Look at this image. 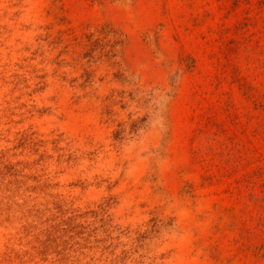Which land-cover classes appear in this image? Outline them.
<instances>
[{
	"label": "rangeland",
	"instance_id": "obj_1",
	"mask_svg": "<svg viewBox=\"0 0 264 264\" xmlns=\"http://www.w3.org/2000/svg\"><path fill=\"white\" fill-rule=\"evenodd\" d=\"M0 264H264V0H0Z\"/></svg>",
	"mask_w": 264,
	"mask_h": 264
},
{
	"label": "trees",
	"instance_id": "obj_2",
	"mask_svg": "<svg viewBox=\"0 0 264 264\" xmlns=\"http://www.w3.org/2000/svg\"><path fill=\"white\" fill-rule=\"evenodd\" d=\"M101 28H104V27H101ZM92 31H95L97 33V35H95L96 37L95 36L92 37L93 34L90 33L91 42H95L96 44H98V46H95L97 48H99V47H107L108 49L105 52H108L109 55L107 53H105V54H107L108 56H110L112 54V52H110V48H112L113 46H116L117 45L116 44L117 42H120L118 40H114V38L113 39H110L112 36L114 37L115 30L112 29V28H110L107 32H104L103 33L101 31V29L95 28ZM101 38H104L105 40L101 41Z\"/></svg>",
	"mask_w": 264,
	"mask_h": 264
}]
</instances>
